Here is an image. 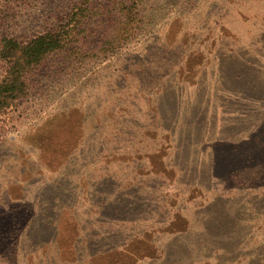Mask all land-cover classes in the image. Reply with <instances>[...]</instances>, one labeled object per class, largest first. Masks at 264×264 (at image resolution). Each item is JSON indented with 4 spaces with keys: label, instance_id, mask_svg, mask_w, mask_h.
Returning <instances> with one entry per match:
<instances>
[{
    "label": "rangeland",
    "instance_id": "obj_1",
    "mask_svg": "<svg viewBox=\"0 0 264 264\" xmlns=\"http://www.w3.org/2000/svg\"><path fill=\"white\" fill-rule=\"evenodd\" d=\"M20 1L0 39L51 21ZM139 6L1 110L0 264H264V0Z\"/></svg>",
    "mask_w": 264,
    "mask_h": 264
},
{
    "label": "trees",
    "instance_id": "obj_2",
    "mask_svg": "<svg viewBox=\"0 0 264 264\" xmlns=\"http://www.w3.org/2000/svg\"><path fill=\"white\" fill-rule=\"evenodd\" d=\"M39 1L20 2L32 6ZM44 1L53 15L35 36L22 42L5 34L0 39V60L4 65L0 112L26 96L32 77L49 57L105 55L114 43L131 35L141 23L140 0Z\"/></svg>",
    "mask_w": 264,
    "mask_h": 264
}]
</instances>
